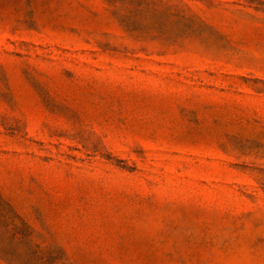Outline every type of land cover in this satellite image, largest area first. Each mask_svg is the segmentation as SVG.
<instances>
[{
	"label": "rangeland",
	"instance_id": "obj_1",
	"mask_svg": "<svg viewBox=\"0 0 264 264\" xmlns=\"http://www.w3.org/2000/svg\"><path fill=\"white\" fill-rule=\"evenodd\" d=\"M0 264H264V0H0Z\"/></svg>",
	"mask_w": 264,
	"mask_h": 264
}]
</instances>
